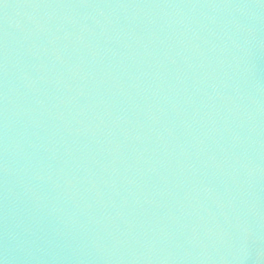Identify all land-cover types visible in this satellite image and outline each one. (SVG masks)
Returning <instances> with one entry per match:
<instances>
[{"label":"water","instance_id":"water-1","mask_svg":"<svg viewBox=\"0 0 264 264\" xmlns=\"http://www.w3.org/2000/svg\"><path fill=\"white\" fill-rule=\"evenodd\" d=\"M0 264H264V0H0Z\"/></svg>","mask_w":264,"mask_h":264}]
</instances>
